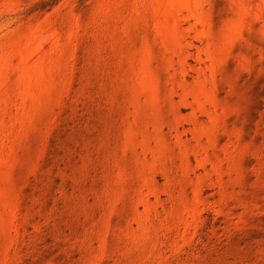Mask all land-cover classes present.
Instances as JSON below:
<instances>
[{"label": "rangeland", "instance_id": "374dc122", "mask_svg": "<svg viewBox=\"0 0 264 264\" xmlns=\"http://www.w3.org/2000/svg\"><path fill=\"white\" fill-rule=\"evenodd\" d=\"M0 264H264V0H0Z\"/></svg>", "mask_w": 264, "mask_h": 264}]
</instances>
